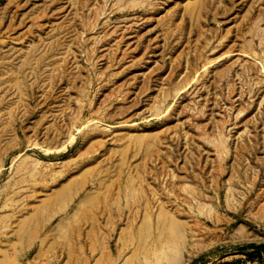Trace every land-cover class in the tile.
Segmentation results:
<instances>
[{
    "label": "rangeland",
    "instance_id": "374dc122",
    "mask_svg": "<svg viewBox=\"0 0 264 264\" xmlns=\"http://www.w3.org/2000/svg\"><path fill=\"white\" fill-rule=\"evenodd\" d=\"M264 0H0V264H264Z\"/></svg>",
    "mask_w": 264,
    "mask_h": 264
},
{
    "label": "trees",
    "instance_id": "16d2710c",
    "mask_svg": "<svg viewBox=\"0 0 264 264\" xmlns=\"http://www.w3.org/2000/svg\"><path fill=\"white\" fill-rule=\"evenodd\" d=\"M236 251L240 253H248L249 250H253L255 253L260 254L264 251V245H247L235 248Z\"/></svg>",
    "mask_w": 264,
    "mask_h": 264
}]
</instances>
